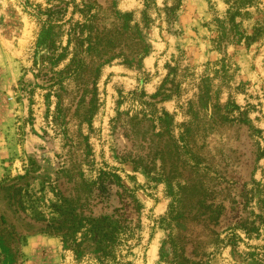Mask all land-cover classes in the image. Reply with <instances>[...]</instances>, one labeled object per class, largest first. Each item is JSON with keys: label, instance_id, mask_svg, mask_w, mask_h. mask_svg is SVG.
<instances>
[{"label": "rangeland", "instance_id": "rangeland-1", "mask_svg": "<svg viewBox=\"0 0 264 264\" xmlns=\"http://www.w3.org/2000/svg\"><path fill=\"white\" fill-rule=\"evenodd\" d=\"M231 1L0 0V264H114L80 253L104 171L122 264H264V34L219 45Z\"/></svg>", "mask_w": 264, "mask_h": 264}, {"label": "trees", "instance_id": "trees-1", "mask_svg": "<svg viewBox=\"0 0 264 264\" xmlns=\"http://www.w3.org/2000/svg\"><path fill=\"white\" fill-rule=\"evenodd\" d=\"M257 0H232L230 8L227 11V17L225 20L216 19L218 22V36L219 45L227 43H240L242 41H247L248 43L258 38L260 35L264 34V22L257 23L253 28V34H248L246 30L243 29L242 23L239 17H245L250 14L248 8L254 4ZM262 4V2L259 0ZM48 6L43 7L42 4L39 5L44 14H47L46 22H52V16L56 11L60 9L64 10L61 4H53V0H47ZM180 1H176L172 6L166 8V13L168 15V21L172 19L179 9ZM264 15V9L260 10ZM40 20V19H38ZM142 91V90H141ZM145 94L144 92H142ZM120 187L117 190V194L122 196L125 192L121 178L109 172H102L100 175V182L98 185L97 195L94 198L95 206L103 203L105 199L111 197L114 185ZM8 190H12L10 197H15L18 193L23 190L22 185L11 183L4 186ZM91 197L86 198L84 204H80V210L77 214H80V232L84 233L83 239L80 241V253L83 254L87 251H92L96 254V258L101 262H113L114 264H122L125 259L124 249L122 244L124 241V234L127 233L129 229L130 219V208L125 204L123 199L121 206L113 207L112 214H98L90 202ZM99 203V204H98ZM91 205V207H90ZM104 208V207H101ZM242 218V217H241ZM238 219L233 224H240ZM72 222V221H70ZM61 226L66 224L65 221L61 222ZM65 234H68L70 228H62ZM79 229H76V231ZM12 233L11 239H13V244L17 242V235ZM14 249V246H13ZM183 252L185 247H182ZM184 256V253L182 254ZM196 256V255H195ZM186 257V256H185ZM191 264H206L202 259L198 257H193L189 261Z\"/></svg>", "mask_w": 264, "mask_h": 264}]
</instances>
